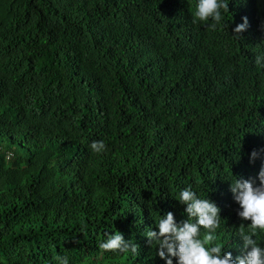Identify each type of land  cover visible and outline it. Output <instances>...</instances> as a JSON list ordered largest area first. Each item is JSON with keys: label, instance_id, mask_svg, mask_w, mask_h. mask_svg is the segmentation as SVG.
Returning a JSON list of instances; mask_svg holds the SVG:
<instances>
[{"label": "trees", "instance_id": "trees-1", "mask_svg": "<svg viewBox=\"0 0 264 264\" xmlns=\"http://www.w3.org/2000/svg\"><path fill=\"white\" fill-rule=\"evenodd\" d=\"M226 2L213 28L198 0H0V264H166L146 232L187 219L186 187L246 252L229 185L264 162V0ZM115 232L139 254L98 247Z\"/></svg>", "mask_w": 264, "mask_h": 264}, {"label": "clouds", "instance_id": "clouds-1", "mask_svg": "<svg viewBox=\"0 0 264 264\" xmlns=\"http://www.w3.org/2000/svg\"><path fill=\"white\" fill-rule=\"evenodd\" d=\"M228 12L226 0H198L194 13V23L214 21L211 27L222 22V13ZM243 22L237 24L233 33L237 38L248 27L247 17H242ZM264 31V25L261 26ZM256 65L264 68V56H256ZM90 148L94 153H103L106 145L103 141H94ZM10 156H13L9 151ZM7 153V154H8ZM259 157V152L253 150L250 162ZM257 179H238L230 182L229 191L234 201L239 205L237 215L242 221H250L245 230L244 224L240 225L238 236L243 241L246 252L233 258L231 252L223 251V245L217 243V229L220 227V209L208 198H200L190 187L182 189L179 193V202L184 204L187 219L176 222L172 212H167L155 221L157 231L148 230L146 236L150 245L158 246L157 255L173 264H264V246L258 242L257 232H264V162L261 163ZM203 230V231H202ZM98 247L106 252L117 254H139V246L131 240H125L119 232L106 234ZM57 264H69L67 256H56Z\"/></svg>", "mask_w": 264, "mask_h": 264}, {"label": "built area", "instance_id": "built-area-1", "mask_svg": "<svg viewBox=\"0 0 264 264\" xmlns=\"http://www.w3.org/2000/svg\"><path fill=\"white\" fill-rule=\"evenodd\" d=\"M7 155H10V153H8Z\"/></svg>", "mask_w": 264, "mask_h": 264}]
</instances>
